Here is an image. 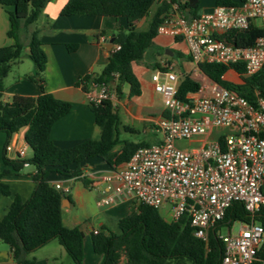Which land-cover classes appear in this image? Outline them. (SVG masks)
<instances>
[{
    "label": "trees",
    "instance_id": "16d2710c",
    "mask_svg": "<svg viewBox=\"0 0 264 264\" xmlns=\"http://www.w3.org/2000/svg\"><path fill=\"white\" fill-rule=\"evenodd\" d=\"M49 1L0 0L1 6L11 8L7 11V37L13 40L12 45L0 47V132L6 135L7 144L15 132L26 128L24 141L33 153L30 159L25 160H8L3 157V163L13 172H19L25 163L35 169V185L30 198L23 202L15 196L5 217L0 220V241L8 246L16 264H35V259L29 258V255L52 240H56L64 248L73 264L83 262L85 235L79 227L65 228L62 225L61 202L66 197L49 184L47 179L50 173H58L62 177H78L79 166L90 158H99L115 169L127 162L138 148L149 145L119 139L120 119L110 101L99 105L89 104L95 124L101 131L98 140H87L69 149H60L53 144L50 139L51 128L57 120L71 111V105L55 99L44 90L42 74L46 56L36 31L29 36L26 57L34 68L28 78L37 85L39 95L36 98L16 96L9 104L2 102L4 79L12 65L24 57L25 45L19 34L23 28L36 22ZM158 1L160 0L67 1L60 13L63 16L94 15L126 19L127 30H120L114 36V44L119 46V50L112 52L107 65L93 78L94 81L110 83L111 75L118 73L115 88L118 95L122 84L129 86L130 97L140 95V83L132 72L131 65L142 60L147 51L156 50L154 40L158 36L157 28L162 21L161 17L169 9V3L179 0H161L146 29L138 30L137 22L147 17L151 7ZM182 8L189 16H198V0H185ZM263 34V30L251 26L242 32L231 33L228 40L236 47L247 48L253 46ZM156 65L158 68V64ZM198 67L211 81L251 103L254 102L256 93L264 96V66L249 77L242 75L239 66L200 64ZM231 69L240 74L239 83L224 79L226 72ZM198 89L199 83L196 80L184 76L179 82L178 98L183 99L186 94ZM10 174L9 170H4L0 173V178ZM82 182L88 186L86 179H82ZM8 195V187L0 183V197ZM248 220L242 204L233 203L218 225ZM256 221L264 227V207L258 212ZM117 228L119 232L114 233L102 226L91 234V247L93 253L101 256L100 264H218L223 251L215 230H210L205 240L199 239L192 235L185 217L168 222L157 209L142 204L119 219ZM258 257L264 259V242L258 250Z\"/></svg>",
    "mask_w": 264,
    "mask_h": 264
},
{
    "label": "built area",
    "instance_id": "2783aa9c",
    "mask_svg": "<svg viewBox=\"0 0 264 264\" xmlns=\"http://www.w3.org/2000/svg\"><path fill=\"white\" fill-rule=\"evenodd\" d=\"M184 3H169L157 34L185 43L197 67L199 89L180 99L179 78L170 66L163 64L152 73L153 90L167 113L154 128L160 139L138 148L127 162L100 177L105 190L97 206L134 200L161 208L168 213L169 222L185 217L192 235L205 240L224 220L228 208L240 203L249 220L236 221V234L216 235L223 247L218 264H264L258 257L264 227L256 221L264 207V96L256 93L251 103L211 81L198 67L239 66L245 77L259 72L264 66V34L247 48L236 47L228 35L251 26L264 32V0L216 6L197 17L187 15ZM117 50L119 46L113 52ZM111 77L110 83L88 82L89 104L116 102L114 87L119 75ZM183 141L193 147H179L177 143ZM4 149L14 160H25L23 148L8 144ZM52 187L63 197L69 193L60 184Z\"/></svg>",
    "mask_w": 264,
    "mask_h": 264
},
{
    "label": "crops",
    "instance_id": "0c3cea01",
    "mask_svg": "<svg viewBox=\"0 0 264 264\" xmlns=\"http://www.w3.org/2000/svg\"><path fill=\"white\" fill-rule=\"evenodd\" d=\"M67 1L50 0L41 11L36 22L21 30L19 38L25 45L24 57L12 65L11 71L4 79L5 89L1 98L3 103L9 104L16 96L38 97L39 91L37 85L28 78L34 71L33 64L26 57L28 54L26 46L29 36L34 31L38 32L42 43V50L46 56L45 70L42 74L44 90L55 99L71 105V111L66 116L57 120L50 132L51 141L60 149H69L87 140L99 139L101 131L95 124L94 115L90 110L86 96L88 82L94 80L93 78L97 77L108 63L115 47V44H113V47L110 49L109 39L114 37L120 30H127V22L124 17L94 15L63 16L60 13ZM243 1L198 0V16L202 13L210 12L216 6H239ZM160 3L161 0L154 4L155 10ZM8 10H11V8L0 5V47L13 44V40L7 37L9 29ZM147 20V17H145L137 22V29L144 22L146 23ZM150 20L147 21L146 27ZM157 39H160L162 43H156ZM176 45L180 47L178 49L174 48ZM154 46L157 52L162 51L164 55L168 56L169 60L171 59L172 62L170 63L183 70L181 74H177L179 82L184 76H188L187 73L194 67L197 71V67L188 56L187 48L183 41H179L173 37L158 35L154 40ZM178 53L185 55L188 61L178 58ZM26 62H30L31 66H26L27 70L24 71L22 67H24ZM135 64L133 63V65ZM136 65L139 66V75H134L141 87V65ZM230 72L232 70L227 71L225 76ZM10 74L13 76L9 80L8 76ZM144 83L148 85L154 97L157 93L153 90L151 79L150 81L145 80ZM116 86L117 84L114 90ZM84 88H86V91H84ZM119 89L120 94L118 95L115 90L116 102L112 103L120 119L119 129L122 128L129 133L136 131L130 126L122 125L119 110L123 109V113L126 115L129 124H133L134 122L140 126L142 124L145 133H153L156 123L161 118L167 116L166 111L160 110L156 116L149 112L143 114L141 102L138 103L131 100L129 92L124 96V84L120 85ZM139 96H141V93ZM148 108L151 110L152 105H148ZM25 131L26 128H23L15 132L7 144L6 135L0 132V173L4 170L11 172L10 175L0 178V183L5 184L10 191V195L0 197V220L5 217L15 196H18L24 202L30 198L34 190L33 176L35 169L32 166H24L19 172H13L10 167L3 163V157L8 160L15 159L14 155L5 154L4 148L8 144L14 146L15 149L23 148L25 150V159L32 157V150L24 141ZM133 143H141V141ZM79 170L80 174L78 177H62L58 173H50L47 180L52 186L60 184L62 187L69 188V193L66 196L68 199L65 198L61 202L62 225L65 228L79 227L85 237L86 235L91 237L92 233L97 232L104 225L100 224L99 228H94V225L89 223L87 219L83 223H80L77 212H84L87 209L91 204L93 192L95 193V205L97 206L98 199L103 195L105 190V185L100 181V177L113 169L99 158H90L79 166ZM82 179H86L88 186L83 184ZM126 203L127 201L120 204ZM167 218L164 219L169 222ZM29 258H34L35 264H63V262L73 264L64 248L56 240H52L45 246L32 252ZM100 263L101 256L93 253L91 240L89 246L85 238L82 264ZM0 264H16L9 252L8 246L2 241H0Z\"/></svg>",
    "mask_w": 264,
    "mask_h": 264
},
{
    "label": "rangeland",
    "instance_id": "374dc122",
    "mask_svg": "<svg viewBox=\"0 0 264 264\" xmlns=\"http://www.w3.org/2000/svg\"><path fill=\"white\" fill-rule=\"evenodd\" d=\"M154 10H155V6L153 5L147 16L148 20H150ZM147 21L146 23L144 22L142 26L140 25L138 30H145ZM122 31L125 32L126 30H122ZM167 37H170V36H167ZM156 43H162V41L160 39H157ZM179 47H180L179 45H176V47L174 48L178 49ZM177 57L188 61V58L183 54L178 53ZM170 62H172L171 59L169 60L168 56L164 55L162 51L157 52L156 50L151 49L146 52L142 60L136 63L138 65H141V96L131 97V100L137 101L138 103L141 102V107L143 108V112H142L143 114H145L146 112H149L156 116L158 115L160 110H164L161 97L157 94L154 95L153 97L152 92L149 90L148 85L144 83V81L145 80L150 81L151 76H152V71H154L157 68L156 64H158V68L162 66L163 64H167V66L171 67L174 73L181 74V71L183 70H180L178 66H174ZM136 64L133 65L132 63L131 70L135 75L138 76L139 66H137ZM26 66L28 67L31 66L30 62H26L24 67H22L24 71L27 70ZM15 68L14 70H16ZM187 75L190 76L193 80H196V81L198 80L195 67L191 69L187 73ZM12 76L13 75L11 74L8 76L9 80L12 78ZM224 79L229 82H233V83L240 82V78H238V76L232 72L224 76ZM123 92H124V96H126L125 94L129 92V87L127 84H124ZM148 105H152L151 110H149ZM119 115L122 118L123 126H130L136 130L134 133H129V132L124 131L122 128H120L119 129L120 130V133H119L120 140L131 141V142L141 141V143H147L151 145V144H155L160 139V135L158 133H155V132L151 134L145 133L143 130L142 124L141 126L135 122L133 124H129V121L126 119V115L123 113V109L119 110ZM177 145L182 148L185 146L193 147L192 144L190 145L188 142H185V141L181 143L178 142ZM92 194L93 196H92L91 204L87 207V209L84 212H80V211L77 212L78 220L80 221V223H83L87 219L89 223L94 225V228H99V225L103 224L105 227H107L110 231L114 233L119 232L117 228L118 220L126 216L127 214H129L131 211H135L137 206L139 205L134 200H128L126 204L117 203L116 205L114 204L109 207L100 208L95 205V198H94L95 193L93 192ZM158 212L163 218H167V213L164 209L160 208L158 209ZM238 230H239V224L236 222H233L232 224L218 225L215 230V233L216 235L227 236L229 231H231L232 234H236ZM85 238L90 246V237L86 235ZM63 264H67V263L63 262Z\"/></svg>",
    "mask_w": 264,
    "mask_h": 264
},
{
    "label": "water",
    "instance_id": "95a60500",
    "mask_svg": "<svg viewBox=\"0 0 264 264\" xmlns=\"http://www.w3.org/2000/svg\"><path fill=\"white\" fill-rule=\"evenodd\" d=\"M108 42L110 44V49H111L113 47V44H114V37L110 38Z\"/></svg>",
    "mask_w": 264,
    "mask_h": 264
}]
</instances>
